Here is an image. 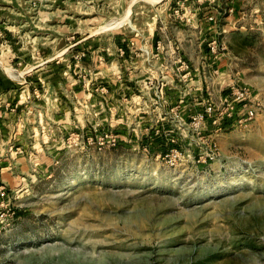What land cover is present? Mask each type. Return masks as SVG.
<instances>
[{
  "label": "rangeland",
  "instance_id": "374dc122",
  "mask_svg": "<svg viewBox=\"0 0 264 264\" xmlns=\"http://www.w3.org/2000/svg\"><path fill=\"white\" fill-rule=\"evenodd\" d=\"M255 1L0 0V94L35 99L0 120V264H264Z\"/></svg>",
  "mask_w": 264,
  "mask_h": 264
},
{
  "label": "built area",
  "instance_id": "2783aa9c",
  "mask_svg": "<svg viewBox=\"0 0 264 264\" xmlns=\"http://www.w3.org/2000/svg\"><path fill=\"white\" fill-rule=\"evenodd\" d=\"M213 19V17H209ZM218 45L216 41L213 42L212 49L217 51ZM252 93L246 87L229 85L228 91L220 98L223 109L229 107L234 115H237V120L240 123H246L256 116L257 108L252 100ZM221 107V108H222ZM217 106L214 103H209L205 110L198 114L199 120L207 116H215L217 113ZM224 112H221L223 114ZM198 123V122H197Z\"/></svg>",
  "mask_w": 264,
  "mask_h": 264
},
{
  "label": "crops",
  "instance_id": "0c3cea01",
  "mask_svg": "<svg viewBox=\"0 0 264 264\" xmlns=\"http://www.w3.org/2000/svg\"><path fill=\"white\" fill-rule=\"evenodd\" d=\"M255 2L256 1L254 0V3ZM262 6L264 8V0L262 2ZM259 17L260 16L258 17L256 16L255 21L258 20ZM179 81H181V79H179ZM12 87L14 88V90H17L15 86H12ZM158 88H160L161 92L163 93V95L159 96L158 99H170V100L174 99L176 103H178L179 101L181 102L183 101V103H185L186 101H188L187 99H191V89L192 88L189 87V85L186 84L185 82L182 85H179V84L175 85L172 79L171 80L166 79V81L158 84ZM180 88H182V91L180 90ZM22 91H26L25 86L23 87ZM8 93L12 94V90L11 91L9 90ZM9 94L7 93L0 94V120L3 122L5 118L7 117L10 118L13 115H16L15 112L16 110L20 108L21 104H25L28 108H30L33 103L32 101L35 100V99H8V96H10ZM39 115H42V112H40Z\"/></svg>",
  "mask_w": 264,
  "mask_h": 264
}]
</instances>
